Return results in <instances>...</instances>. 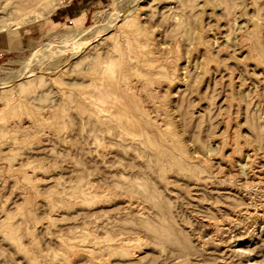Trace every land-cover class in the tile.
<instances>
[{
  "label": "rangeland",
  "instance_id": "rangeland-1",
  "mask_svg": "<svg viewBox=\"0 0 264 264\" xmlns=\"http://www.w3.org/2000/svg\"><path fill=\"white\" fill-rule=\"evenodd\" d=\"M53 1L0 0V264H264V0Z\"/></svg>",
  "mask_w": 264,
  "mask_h": 264
},
{
  "label": "crops",
  "instance_id": "crops-1",
  "mask_svg": "<svg viewBox=\"0 0 264 264\" xmlns=\"http://www.w3.org/2000/svg\"><path fill=\"white\" fill-rule=\"evenodd\" d=\"M100 0H76L54 10L48 18V23L62 24L64 22L86 21L89 9ZM23 43L19 35H7L0 32V51L3 53L18 51Z\"/></svg>",
  "mask_w": 264,
  "mask_h": 264
},
{
  "label": "bare ground",
  "instance_id": "bare-ground-1",
  "mask_svg": "<svg viewBox=\"0 0 264 264\" xmlns=\"http://www.w3.org/2000/svg\"><path fill=\"white\" fill-rule=\"evenodd\" d=\"M63 1L64 0H57V2H47V4H50L51 5V9H50V11L49 12H51V11H53L55 8H57L58 7V5H59V3H63ZM101 66H102V64H101ZM97 71V70H96ZM140 82V81H139ZM130 85V84H129ZM80 253V252H79ZM90 253V252H89ZM88 253V254H89ZM78 254V253H77Z\"/></svg>",
  "mask_w": 264,
  "mask_h": 264
}]
</instances>
